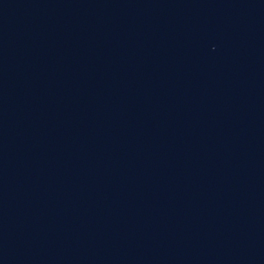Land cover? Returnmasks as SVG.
<instances>
[{"label":"water","instance_id":"95a60500","mask_svg":"<svg viewBox=\"0 0 264 264\" xmlns=\"http://www.w3.org/2000/svg\"><path fill=\"white\" fill-rule=\"evenodd\" d=\"M0 264H264V0H0Z\"/></svg>","mask_w":264,"mask_h":264}]
</instances>
